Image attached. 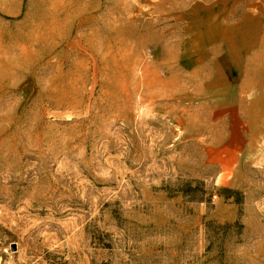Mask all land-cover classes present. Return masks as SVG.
<instances>
[{
  "label": "rangeland",
  "instance_id": "374dc122",
  "mask_svg": "<svg viewBox=\"0 0 264 264\" xmlns=\"http://www.w3.org/2000/svg\"><path fill=\"white\" fill-rule=\"evenodd\" d=\"M244 3L0 0V264H264Z\"/></svg>",
  "mask_w": 264,
  "mask_h": 264
},
{
  "label": "crops",
  "instance_id": "0c3cea01",
  "mask_svg": "<svg viewBox=\"0 0 264 264\" xmlns=\"http://www.w3.org/2000/svg\"><path fill=\"white\" fill-rule=\"evenodd\" d=\"M243 5L252 4V11L237 12L235 20L222 25V40L219 46L235 47L237 56L238 85L251 86L255 91L253 100L264 102V0H244ZM242 4V3H239ZM249 9V8H248ZM239 10V8H238ZM234 21V22H233ZM229 37V38H228ZM236 39L235 44H232ZM230 42L231 44H228ZM228 60V59H227ZM264 116V105L259 109Z\"/></svg>",
  "mask_w": 264,
  "mask_h": 264
},
{
  "label": "trees",
  "instance_id": "16d2710c",
  "mask_svg": "<svg viewBox=\"0 0 264 264\" xmlns=\"http://www.w3.org/2000/svg\"><path fill=\"white\" fill-rule=\"evenodd\" d=\"M222 191H227L228 194H225L226 197H230L233 193H237L236 190H232L230 188H222ZM181 191L185 196H188L191 200H201L202 196L201 194L203 193V190L200 189L198 186H192L190 183H185L184 187L181 188ZM232 193V194H231Z\"/></svg>",
  "mask_w": 264,
  "mask_h": 264
}]
</instances>
